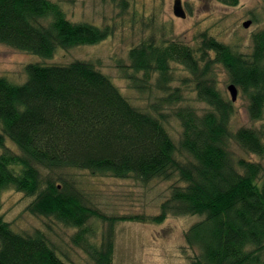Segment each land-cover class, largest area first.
I'll return each instance as SVG.
<instances>
[{"label":"trees","instance_id":"16d2710c","mask_svg":"<svg viewBox=\"0 0 264 264\" xmlns=\"http://www.w3.org/2000/svg\"><path fill=\"white\" fill-rule=\"evenodd\" d=\"M116 32L113 24L70 19L53 0H0V43L45 59L98 45ZM199 40L194 49L149 36L129 50L130 65L120 66L131 88L161 92L169 105L181 99L179 89L172 91V64L189 72L198 99L211 110L175 111L183 128L179 144L166 128L168 115L133 105L91 61L28 64L22 84L0 76V264H75L43 230L16 231L4 219L2 197L10 189L34 197L27 207L34 216L75 229L72 243L93 264L114 263L118 222L160 225L169 216L197 219L185 233L187 247L196 252L190 264H264V165L229 150L233 140L264 161V132L230 130L234 104L224 98L214 73L220 65L247 99L250 117L264 119V28L252 34L250 54L206 32ZM69 168L143 184L178 176L185 185L172 187L158 215L109 216L63 176L41 173ZM101 224L110 231L97 242Z\"/></svg>","mask_w":264,"mask_h":264},{"label":"rangeland","instance_id":"374dc122","mask_svg":"<svg viewBox=\"0 0 264 264\" xmlns=\"http://www.w3.org/2000/svg\"><path fill=\"white\" fill-rule=\"evenodd\" d=\"M53 1L62 5L70 19L88 21L101 26L113 24L117 27L116 34L95 46L62 50L51 59L0 43V76L16 84H22L27 79L25 67L28 64L91 61L112 79L133 105L154 115L157 112L168 115L169 121L165 125L177 144L182 138L183 128L174 116L175 111L180 107L191 106L203 115L211 110V107L198 99L191 75L180 64H172L174 70L172 91L174 88L179 89L181 95V99L175 104L163 103L162 98L165 94L161 92H139L131 88L129 81L120 73V66L130 65L129 50L149 36L156 38L158 43L177 42L197 49L199 35L206 32L235 50L250 54L253 50L252 34L264 28V0H240L237 7L227 6L218 0H181L187 15L185 18L174 14L176 0ZM151 21L153 24L150 28L148 23ZM247 22L250 24L245 27L244 24ZM214 73L217 86L224 98L232 101L228 91V85L231 84L228 74L220 65L214 66ZM149 88L154 89L152 86ZM233 104L235 111L230 122L232 132L235 133L241 128L264 132V119L253 120L250 117L248 101L239 88L238 98ZM7 145L18 153L11 142L8 141ZM229 150L233 155L260 160L264 165V161L256 155L246 153L233 140ZM41 173L43 177L49 174L54 178L58 175L63 176L68 184H72L85 194L89 205L109 216L158 215L162 203L170 198L172 187L185 185L178 176L170 181L156 179L143 184L133 177L126 180L109 176L94 177L86 171L72 168L55 171L41 169ZM2 199L1 214L12 224L14 230L29 233L36 229L43 230L73 263L93 264L88 255L72 243L71 238L76 232L75 229L64 226L54 218L34 216L27 210L34 197H27L24 193L10 189L3 193ZM195 220L197 219L169 216L160 225L138 221L118 222L115 225L113 264H190L196 252L187 247L185 233ZM96 227L98 228L96 241L100 242L108 224Z\"/></svg>","mask_w":264,"mask_h":264},{"label":"water","instance_id":"95a60500","mask_svg":"<svg viewBox=\"0 0 264 264\" xmlns=\"http://www.w3.org/2000/svg\"><path fill=\"white\" fill-rule=\"evenodd\" d=\"M174 14L177 17L180 18H185L186 15V11L182 5V1L181 0H176L175 4H174ZM249 22L245 23L244 26L248 27L249 26ZM228 91L230 92L231 96H232V101L235 102L238 98V87L235 84H229L228 85Z\"/></svg>","mask_w":264,"mask_h":264},{"label":"bare ground","instance_id":"6f19581e","mask_svg":"<svg viewBox=\"0 0 264 264\" xmlns=\"http://www.w3.org/2000/svg\"><path fill=\"white\" fill-rule=\"evenodd\" d=\"M129 62H130V61H129ZM192 82H193V80H192ZM109 231H110V226H109V224H108V228H107L106 232H103L102 234H107Z\"/></svg>","mask_w":264,"mask_h":264}]
</instances>
